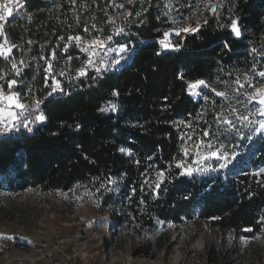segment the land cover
<instances>
[{"label":"trees","instance_id":"obj_1","mask_svg":"<svg viewBox=\"0 0 264 264\" xmlns=\"http://www.w3.org/2000/svg\"><path fill=\"white\" fill-rule=\"evenodd\" d=\"M200 1L24 0L4 27L15 47L0 58V73L6 87L14 79L21 95L45 98L46 117L32 134L0 139V213L15 193L77 190L109 215L114 230L140 236L162 223L191 225L198 234L206 225L216 237L264 246V135L205 176L177 166L191 160L182 150L184 124L214 119L223 101L216 92L246 93L264 80V0H221L215 12ZM174 17L194 19L196 30L173 35L174 47L166 48L161 41ZM76 36L107 48L126 45L128 61L100 76L90 67L81 75L88 47L74 43ZM13 62L23 68L20 79ZM49 64L63 93L52 94ZM201 80L208 101L188 91ZM157 172L165 180L154 191L144 180Z\"/></svg>","mask_w":264,"mask_h":264},{"label":"rangeland","instance_id":"obj_2","mask_svg":"<svg viewBox=\"0 0 264 264\" xmlns=\"http://www.w3.org/2000/svg\"><path fill=\"white\" fill-rule=\"evenodd\" d=\"M199 3L206 9H212L218 8L221 0H201ZM16 14L14 11L13 15ZM7 20L0 23L5 27ZM174 22L175 26L167 31L169 35L162 40L169 45L166 48L174 47L173 35L188 32L181 29L195 28L192 18L174 17ZM2 38L0 36V40ZM90 45L92 43L86 44L89 48L85 52L88 57L86 67L80 68L79 73L83 71L86 74L87 67L93 69L96 58L119 67L129 55V50L123 47ZM92 51L95 55H90ZM22 70L15 69L17 79L22 77ZM46 70L48 76H52V94L63 93V85L58 76L53 75L49 67ZM6 79L7 75L0 73V92L3 95L16 94L19 102L24 104L28 100L26 96L18 93L13 85L6 87ZM57 81L59 88L53 91ZM195 83L189 84V93L196 100L208 101V85L192 89L190 85ZM260 87H264V80L256 88ZM255 89L247 91L248 95L236 89H225L221 92H225L228 98L222 97L223 101L218 105L214 119L203 124L195 120L184 124L187 133L184 148L189 150L186 158L191 159L185 168L193 169L191 175L205 176L207 171L218 170L221 165L227 168L236 162L238 146L243 144L247 147L255 137L264 135V128L261 127L264 115L258 111L264 110V105L248 100V96L255 94ZM113 108V104L104 106L106 111ZM0 109H4L0 112V119L6 123L12 122L13 118L8 117L7 112L15 113L17 108L13 106L9 109L2 104ZM241 116H247L248 119L241 120ZM217 117L220 120L226 117L233 121V125L222 124ZM204 131H208L209 135L204 136ZM201 140L205 143L200 144ZM208 144L212 147L209 148ZM12 196V203L0 213V264H264V246L231 236L216 237L215 231L206 225L200 227L198 234H194L191 225L162 223L140 236L114 230L109 215L97 210L94 201L77 190L47 195L27 190Z\"/></svg>","mask_w":264,"mask_h":264},{"label":"snow or ice","instance_id":"obj_3","mask_svg":"<svg viewBox=\"0 0 264 264\" xmlns=\"http://www.w3.org/2000/svg\"><path fill=\"white\" fill-rule=\"evenodd\" d=\"M131 2V0H130ZM24 7V0H2V2H0V22L2 21H6L8 17H12L13 16V13L14 11L16 13H19L20 10ZM122 7V5H121ZM212 11L215 12L216 9L215 8H212ZM232 28L235 32V34L237 36H239L241 33L239 31V28L237 27V24L235 21H233L232 23ZM3 29H4V24L3 23H0V36H3L4 35V32H3ZM196 29H181V31H195ZM85 31H87V29H85ZM124 32V29L123 28H118L117 29V32H116V35H120L121 33ZM178 34V33H177ZM165 37H167L169 35V33H165L164 34ZM76 41H80L81 40V37L79 36H76L74 38H72ZM107 39L109 41L112 40V36H108ZM7 44V39L5 38V45ZM161 44L164 45L165 47H168L169 45L167 43H165V41H161ZM93 46H99V47H104V42L101 41V40H94L92 42V45H90L89 47H93ZM123 48H126L127 46H122ZM85 52H88L89 51V48H84L83 49ZM5 52H8L10 53L11 52V48H5L4 45H0V56H3L5 55ZM90 55H95V52L92 51L90 53ZM53 58H55V53H53ZM23 63V62H21ZM89 63H91V61H89ZM13 68H16V64H13L12 65ZM49 71H51V64H49ZM17 74L18 73V70H17ZM85 73L82 71L81 72V75H84ZM61 75H63V73H61ZM259 75L261 77H264V71H261L259 72ZM17 82L15 80H12L9 82V87H11L12 85H15ZM236 83H240L239 82V79H237ZM201 85H204V86H207L205 81L201 80V81H197L195 84H192L190 85V87L192 89H196L198 87H200ZM244 85L243 84H240V88H243ZM59 88V81L56 82V86L53 88V91H56V89ZM213 91H215V89H213ZM237 91H239V89H237ZM216 95L217 96H221V97H224L225 99H227V94L225 92H216ZM244 95H248L247 93H244ZM248 100L249 102H252V101H255L257 102L259 105H264V87H260V88H256L255 89V94L254 95H251V96H248ZM0 103L2 104H5V106L7 108H11V107H16V108H20V109H23L25 107L24 104L20 103L19 102V97L16 95V94H12V95H3L2 92H0ZM4 109H0V112H3ZM235 109H233V113H235ZM259 111V114L260 115H264V110H258ZM7 115L8 117H12V118H15V114L11 111H8L7 112ZM39 119L43 120L44 117L43 116H40ZM218 120H220L219 117H217ZM239 119L241 120H247L248 117L247 116H241L239 117ZM220 122L222 124H227L229 126H232L233 125V121L230 120V119H227L226 117L222 120H220ZM261 127L264 128V124H261ZM203 135L204 136H208L209 135V132L208 131H204L203 132ZM190 139V137H189ZM205 142L203 140L200 141V144H204ZM209 148L212 147L211 144H208L207 145ZM197 147H199V145H197ZM184 151V154L187 156L189 154V150L187 148H183L182 149ZM121 151H125V149H121ZM213 156L216 155L215 152L212 153ZM178 167L180 168H183L185 170V173L188 174V175H191L192 174V171L193 169L191 168H185V164L183 162L179 163L177 165ZM225 165H221V167H224ZM262 172H264V169H261ZM165 180V176H164V173L163 172H157L156 174V177L151 181L149 182V180L146 178L144 180V183L147 184L149 187H152V185L154 184L155 185V188L153 189L154 191L156 189H159L160 188V185L161 183H163ZM262 220H264V218H262ZM251 229H249L250 231Z\"/></svg>","mask_w":264,"mask_h":264},{"label":"built area","instance_id":"obj_4","mask_svg":"<svg viewBox=\"0 0 264 264\" xmlns=\"http://www.w3.org/2000/svg\"><path fill=\"white\" fill-rule=\"evenodd\" d=\"M5 38L7 39V44L5 45ZM74 43L79 45H86L85 40L81 38L80 41L73 40ZM0 45H4L5 48H11V52L15 47V44L7 37L4 32L2 40H0ZM10 53L5 52V55L0 56L2 59H9ZM131 51L129 50V54ZM128 61V57L126 59ZM124 61V62H126ZM115 66L109 63H106L105 60L101 58H96L94 60V70L97 72V75H102L103 72L111 71ZM6 81V80H5ZM11 81V80H10ZM9 81V82H10ZM21 84V83H19ZM1 85V83H0ZM25 101V107L23 109L17 108L15 111V118L10 123H6L0 119V139L15 136L18 134H32L37 130L45 121L46 113V99L45 98H27ZM30 101L33 103L30 104ZM2 103H0V106ZM40 116H43L44 119H39Z\"/></svg>","mask_w":264,"mask_h":264}]
</instances>
